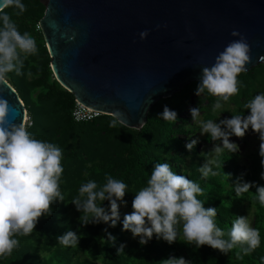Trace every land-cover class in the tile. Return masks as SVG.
Segmentation results:
<instances>
[{
  "label": "clouds",
  "instance_id": "obj_1",
  "mask_svg": "<svg viewBox=\"0 0 264 264\" xmlns=\"http://www.w3.org/2000/svg\"><path fill=\"white\" fill-rule=\"evenodd\" d=\"M11 8L12 14L5 11ZM26 11L23 0H0V82L8 81V74L16 76H32L31 71L25 73V61L30 56L38 55L35 38L29 32H21L12 19ZM147 30L139 32L144 39ZM232 36L238 39L229 41L214 58L211 66L201 68V75L194 90L198 97L207 93L215 97L211 104L214 117L226 110L223 102L239 93L238 75L245 70L249 61L250 48L246 39L233 30ZM242 109L231 117L218 121L202 119L200 107L189 108L191 120L198 125L201 135L207 133L213 143L212 148L201 153L204 162L198 166L202 178L216 176L215 168L222 165L220 158L227 153L239 152L236 142L229 137H243L251 128L258 133L260 140L258 154L261 157L264 179V91H258ZM9 111L8 101L0 97V257L10 255L19 247L17 237L33 233L38 219L48 216L53 202H65L61 191V177L64 171L61 163L63 151L58 145L43 139H37L28 131L31 127L26 121L8 123L5 119ZM231 112V111H230ZM122 113L117 110L111 117L109 127L115 128L124 123ZM159 116L167 121L176 122L178 117L174 109L163 106ZM143 123L140 124L142 126ZM219 141V143H215ZM198 138L187 140L184 147L191 152ZM228 175V174H227ZM236 198L255 187V199L264 206V185L255 181H245L237 177L232 183ZM128 185L121 179L113 178L105 173V182L98 184L89 179L80 184L77 195L70 202L80 213L77 217L79 226L103 223L104 240L115 241V236L108 232L119 222L121 231L127 230L140 245L146 244L155 237L168 244L180 240L187 245L199 248L207 245L222 254L239 248L237 258L249 255L260 246V231L253 227L249 215H236L225 231L216 223L217 207L204 206L199 199L203 193L201 186L184 174H177L167 162H155L151 168L146 184L135 191L131 201L132 211L123 214L120 206L127 202L123 199ZM107 201V205L102 202ZM69 202V201H68ZM67 202V203H68ZM77 231L67 230L57 235V242L63 247L76 248L80 239ZM124 245L117 247V253L123 252ZM264 264V256L260 257ZM162 264H193L183 256H169L162 259Z\"/></svg>",
  "mask_w": 264,
  "mask_h": 264
},
{
  "label": "trees",
  "instance_id": "obj_2",
  "mask_svg": "<svg viewBox=\"0 0 264 264\" xmlns=\"http://www.w3.org/2000/svg\"><path fill=\"white\" fill-rule=\"evenodd\" d=\"M25 2L29 8L19 16L13 15L12 19L18 22L23 32L27 31L35 38L37 47L44 56L34 70L36 78L31 83L41 90L35 100H29L21 76L9 73L7 82L23 100L26 115L31 121L28 131L37 139L58 145L63 151L61 191L65 202H53L50 205L51 214L38 219L32 234L17 237L19 247L10 255L0 257V264H162V259L169 256H183L193 264H261L260 257L264 256V206L255 199V187L236 198L231 185L237 177L264 185V179L260 178V142L246 153L247 164L240 163L239 153H225L220 158L223 160L221 167L215 168L217 175L202 178L197 168L204 162V156L198 154V142L191 152L185 149L184 145L190 139L184 135L189 130L181 124L186 120L183 113L191 107L193 98H196V107H200L207 115L215 100V97L207 93H201L199 97L195 95L198 81L184 85L170 96L175 100L171 109L177 113L176 122L162 119L160 113L152 107L147 112L145 123L138 129L123 124L115 128L109 127L112 116L108 114L92 120L75 121L71 115L74 96L53 77L41 30L35 29L45 7L38 0ZM5 11L10 14L13 12L11 8ZM250 76V71H242L237 77L239 89L244 96L250 85ZM207 118H210L209 115ZM88 138H93L91 146L86 142ZM203 141L211 145L214 143L208 138V134H205ZM157 161H167L177 174H184L201 186L203 193L198 198L205 200V207H217L216 223L225 231L230 227L234 216L248 214L251 225L260 231V246L251 254L242 255L238 259L235 255L239 251L238 247L222 254L207 245L195 248L180 240L168 244L155 237L140 245L137 238H125L127 230L121 231L117 226H121L119 222L115 227L107 229L115 236V241L111 243L104 240L101 243L100 238L105 236L102 229L107 225L99 223L81 227L78 219L71 215V212H78L70 210L75 209L70 200L77 195L80 184L89 179L102 184L105 182V173L128 185L123 199L131 205L134 192L146 184L151 168ZM102 203L107 205L108 202ZM120 212L122 219L123 212ZM67 230L77 231L81 235L76 248L63 247L57 242L56 236ZM121 243L124 245L123 252L118 254L116 249Z\"/></svg>",
  "mask_w": 264,
  "mask_h": 264
},
{
  "label": "water",
  "instance_id": "obj_3",
  "mask_svg": "<svg viewBox=\"0 0 264 264\" xmlns=\"http://www.w3.org/2000/svg\"><path fill=\"white\" fill-rule=\"evenodd\" d=\"M44 7L37 25L55 79L86 106L119 110L130 128L145 123L156 100L198 81L239 38L233 30L250 48L244 71L264 62V0H45ZM0 97L6 121L24 122L9 82H0Z\"/></svg>",
  "mask_w": 264,
  "mask_h": 264
},
{
  "label": "rangeland",
  "instance_id": "obj_4",
  "mask_svg": "<svg viewBox=\"0 0 264 264\" xmlns=\"http://www.w3.org/2000/svg\"><path fill=\"white\" fill-rule=\"evenodd\" d=\"M38 1H39L40 4H42L44 6L45 0H38ZM23 2L26 5V9H28L29 8L28 3H26L25 0H23ZM16 24H17L19 30L21 32H23V29L18 24V22H16ZM35 29L36 30L39 29L38 25L35 26ZM38 49H39V47H38ZM42 59H44V56L40 53V49H39L37 56H30L27 59V66L23 70V71H25V73L27 71H31L32 72V76L31 77H29L27 75L21 76V78L23 79L24 88L26 90V96H27V98L29 100H33V99L35 100L37 93L40 92V90H41L40 87H37V86L35 87L31 83L36 78V74H35L34 70L38 66L39 62ZM48 62H49V66H50L49 55H48ZM246 71H250V75H251L250 76V80H249L250 81V85L247 87V89H246V91L244 93L246 96H244L242 94L243 92L241 90H239V93L237 95H235V96H232L228 102H223L226 110L222 111L219 114L218 117H214L213 116V114L211 112V108H210V112L208 114L210 118H207L208 115L205 112L200 111V117L202 119H205V120L214 119V120L218 121L219 119H223L225 117H229L230 118L231 115L235 114L236 112L242 111V110H243V114L247 115L249 110L248 109H242L243 104L246 103L258 91H264V62H258L257 64H255L254 66H251V68L246 70ZM53 77H54V75H53ZM195 100H196V98L192 99L191 107H196L198 105L197 103H195ZM21 101L23 102L22 99H21ZM156 103H159V104L155 105ZM174 103H175V100H172L171 97L169 96V97H166L165 99L164 98L163 99L159 98L158 100H156L151 105V107H152V109H154V111H156L158 113H161L162 110H163V106L167 105L169 107V109H171V108H173ZM183 115L185 116L186 120L182 121L181 124L187 130H189L184 135V137L187 138V139L198 138V146H199V153L198 154H201L203 150L209 151L212 148V145L209 144L208 142L203 141V137L207 133H205L203 135H201L199 133L198 125L191 120L189 109L187 111H185L183 113ZM229 139H230V141H234V142H236L238 144V146H239V152L238 153L240 154L239 160H240V163H242V164H247V160H246V156H245L246 153L249 152V151H252L260 142V140L258 138V133L253 132L251 130V128H249L245 132L243 137H236L235 135H233V136H230ZM91 140H93V138L92 139L88 138L86 140V142L89 144V146L92 145L90 143V142H92ZM217 143H219V141ZM204 159L205 158H203L202 161H204ZM70 210L75 211L76 209H70ZM120 211L123 212L122 216L125 213L131 212L132 211L131 205H129L128 203H126L124 205H121L120 206ZM71 215L77 219V217L80 215V213L79 212H71ZM250 222H251V217H250ZM117 226H119V229L121 230V226L120 225H117ZM125 238L126 239L132 238V235H131V233L129 231H125ZM95 264H99V262H97Z\"/></svg>",
  "mask_w": 264,
  "mask_h": 264
},
{
  "label": "built area",
  "instance_id": "obj_5",
  "mask_svg": "<svg viewBox=\"0 0 264 264\" xmlns=\"http://www.w3.org/2000/svg\"><path fill=\"white\" fill-rule=\"evenodd\" d=\"M39 28V27H38ZM74 106L71 111L72 118L75 121H87L92 120L102 114H104L102 111L91 108L89 106H86L82 103H80L78 100L74 98ZM24 121L27 123H31L29 120V117L25 115Z\"/></svg>",
  "mask_w": 264,
  "mask_h": 264
}]
</instances>
